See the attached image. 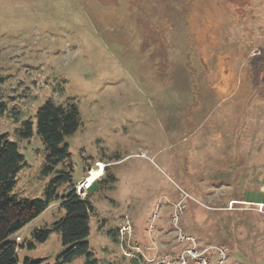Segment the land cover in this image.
Wrapping results in <instances>:
<instances>
[{
  "label": "rangeland",
  "instance_id": "rangeland-1",
  "mask_svg": "<svg viewBox=\"0 0 264 264\" xmlns=\"http://www.w3.org/2000/svg\"><path fill=\"white\" fill-rule=\"evenodd\" d=\"M67 100L80 125L64 139L73 183L57 193L92 168L109 180L91 189V264H264V0H0L17 197L42 198L53 176L22 123ZM62 215L53 202L10 237L19 264H56L58 232L24 245Z\"/></svg>",
  "mask_w": 264,
  "mask_h": 264
},
{
  "label": "trees",
  "instance_id": "trees-1",
  "mask_svg": "<svg viewBox=\"0 0 264 264\" xmlns=\"http://www.w3.org/2000/svg\"><path fill=\"white\" fill-rule=\"evenodd\" d=\"M4 107L0 104V114ZM79 125V110L70 100L63 104L46 102L36 110L34 121L26 120L22 123L18 136L29 139L35 130L44 147L42 172L44 175H53L42 198H20L12 194L16 175L24 164L23 156L19 153L16 142L11 141L7 135L0 134V264H19L17 252L23 245L17 244L10 237L53 202H59L63 215L50 227L35 228L24 247L31 249L35 242L45 241L51 231H56L64 247L56 257V264H71L75 258L81 256L85 257V264L94 262L90 260L92 253L87 241L90 233L89 220L95 212L90 199L91 189L98 182L104 184L105 188L109 180H94L87 188L84 198L79 197L74 189L63 194L57 193L59 187L73 183V168L64 139L74 134ZM110 178L114 180L113 177ZM43 261L42 258H26L21 264H42Z\"/></svg>",
  "mask_w": 264,
  "mask_h": 264
},
{
  "label": "bare ground",
  "instance_id": "bare-ground-1",
  "mask_svg": "<svg viewBox=\"0 0 264 264\" xmlns=\"http://www.w3.org/2000/svg\"><path fill=\"white\" fill-rule=\"evenodd\" d=\"M103 174V169H92L89 176L85 178V183L91 184L94 180L98 179Z\"/></svg>",
  "mask_w": 264,
  "mask_h": 264
},
{
  "label": "built area",
  "instance_id": "built-area-1",
  "mask_svg": "<svg viewBox=\"0 0 264 264\" xmlns=\"http://www.w3.org/2000/svg\"><path fill=\"white\" fill-rule=\"evenodd\" d=\"M89 185H90V184H87V183H85L84 181H82L81 183H79L78 186H76V189H75L76 194H77L79 197L84 198L85 195H86V190H87V188L89 187ZM260 205H261V204H259V206H260ZM170 264H178V263H176V262H172V263H170Z\"/></svg>",
  "mask_w": 264,
  "mask_h": 264
},
{
  "label": "crops",
  "instance_id": "crops-1",
  "mask_svg": "<svg viewBox=\"0 0 264 264\" xmlns=\"http://www.w3.org/2000/svg\"><path fill=\"white\" fill-rule=\"evenodd\" d=\"M98 164H102L101 162H99ZM98 164H96V165H98ZM93 169V168H92ZM96 180H100L99 178L98 179H96Z\"/></svg>",
  "mask_w": 264,
  "mask_h": 264
}]
</instances>
